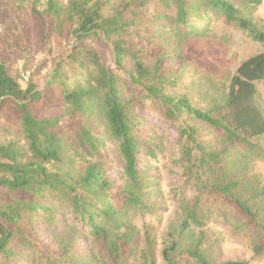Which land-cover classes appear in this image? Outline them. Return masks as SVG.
<instances>
[{"label": "trees", "instance_id": "1", "mask_svg": "<svg viewBox=\"0 0 264 264\" xmlns=\"http://www.w3.org/2000/svg\"><path fill=\"white\" fill-rule=\"evenodd\" d=\"M150 1L128 0V4L113 5V0H33L34 11L47 16L59 34L66 27H75L78 47L70 59L80 69L92 67V72L86 83L73 88L63 83V90L58 93L66 106V115L73 119L71 137L62 128L63 116L41 118L33 113L31 107L41 100L42 93L32 83L24 89L0 61V124L8 128L4 133L9 134V128L17 127L16 137L0 139V264H19L24 248H31L38 264H68L76 260L66 246L62 254L46 255L38 250L34 239L39 223L56 222L59 205L67 209L65 217L71 220L74 232H89L107 264L128 263L124 247L135 244L139 238L131 217L161 211L146 200L147 180L146 173L138 168L140 143L133 105L152 102L177 127L181 134L178 163L196 160L198 169L206 165L205 159L219 163V154L209 153L198 144L197 132L186 122L188 117L222 134L233 146H246L255 157L264 160V148L252 142L264 137V114L257 103V84L264 82V52L243 61L230 75L225 101L206 110L195 108L187 96L167 93L170 80L162 67V50L156 52L159 60L151 66L142 60L148 52L131 44L132 36L128 33L134 25L133 18L137 9L147 8ZM162 3L175 10L166 19L171 20L180 42L204 37L207 23L214 19L264 46V22L254 16L262 0ZM89 38L111 47L116 69L106 67L100 55L83 44ZM129 59L134 61L127 69L125 63ZM58 79H63L59 66L50 86ZM124 84L127 91L135 93L132 100L124 95ZM95 114L121 158L120 183L111 180L104 165L107 155L98 124L88 128L87 122ZM80 160L85 163L82 168ZM222 169L225 183L206 184L200 178L196 195L185 200L180 222L172 225L167 234V244L161 252L163 264H248L216 263L205 248L206 221L216 214L230 212L232 218L246 219L247 228L258 236L254 254L264 255V189L245 187L244 179H234ZM214 199L229 204L214 209ZM151 231L147 229L145 248L137 250L139 264H158ZM98 260L95 257L94 263Z\"/></svg>", "mask_w": 264, "mask_h": 264}, {"label": "rangeland", "instance_id": "2", "mask_svg": "<svg viewBox=\"0 0 264 264\" xmlns=\"http://www.w3.org/2000/svg\"><path fill=\"white\" fill-rule=\"evenodd\" d=\"M125 1L128 0H113V5H123ZM32 2L0 0V61L6 65L11 76L20 80L24 89L32 83L42 93L41 100L31 107L33 113L41 118L63 116L62 128L66 135L71 136L73 119L66 115V106L58 93L63 90V83L70 88L86 83L92 67L80 69L70 59L78 47L73 34L75 27H66L59 34L47 16L34 11ZM174 14L175 10L166 8L162 0H151L147 8L137 9L134 25L128 33L132 36L130 41L134 48L142 47L148 52L142 60L151 66H155L159 60V53L156 55V52L162 50V67L170 80L167 93L177 97L187 96L195 108L206 110L214 103L225 101L230 75L235 74L243 61L264 52V46L224 21L214 19L207 23L204 37H192L180 42L175 37L171 20L166 19V16ZM254 16L264 22V0L254 11ZM128 17L132 18V15L128 14ZM83 44L95 50L106 67L116 69L111 47L97 38L84 40ZM132 61L129 59L125 63L127 69L131 68ZM58 66L63 79L50 86ZM257 89V103L264 114V82L257 84ZM124 92L126 98L132 100L135 93L129 89L127 91L126 87ZM133 107L140 143L138 168L146 173L147 180L146 200L150 206L161 211L151 216L131 217L139 238L135 244L124 247V257L127 264H139L137 250L145 248L149 228L156 243L158 264H163L161 252L167 244V234L172 225L180 222L185 200L196 195L200 178L206 184L222 185L226 181L224 167L234 179H244L245 187L264 189V160L255 157L246 146L235 147L222 134L188 117L186 122L197 132L198 144L207 152L220 155L219 165L208 159H205L206 165L199 169L195 168L196 160L178 163L181 134L177 127L157 111L152 102ZM96 117L97 114L93 120H88V128L98 124V132L104 137V155H107L106 161L100 160L104 161L111 180L120 183L121 158L104 124ZM7 129L0 124V139L16 137L17 127L9 128L12 129L11 134L4 133ZM252 142L264 148V137ZM84 164L81 161L80 168ZM197 165H200L199 162ZM228 204L214 199L212 206L222 209ZM66 213L67 209L59 205L55 223L44 221L38 224L34 237L38 250L46 255H59L66 246L70 256L76 258L68 264H107L100 255V246L94 244L89 232H74L69 224L71 220L65 217ZM262 216L264 218V214ZM206 222L208 239L205 248L216 263L238 261L264 264V255L254 254L253 247L258 242V236L247 228L245 218H232L230 212L216 214ZM133 249L135 251L131 252ZM34 254L31 248H24L18 258L19 264H38L33 258ZM95 257L99 258V262L94 263Z\"/></svg>", "mask_w": 264, "mask_h": 264}]
</instances>
